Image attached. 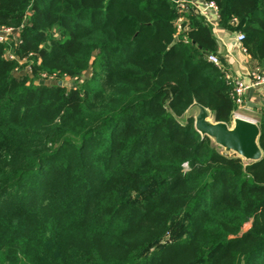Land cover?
<instances>
[{
	"label": "trees",
	"instance_id": "1",
	"mask_svg": "<svg viewBox=\"0 0 264 264\" xmlns=\"http://www.w3.org/2000/svg\"><path fill=\"white\" fill-rule=\"evenodd\" d=\"M178 1L0 0L19 28L0 44V264H264V156L226 159L175 118L237 111L213 26ZM204 1L262 67L264 0Z\"/></svg>",
	"mask_w": 264,
	"mask_h": 264
},
{
	"label": "water",
	"instance_id": "2",
	"mask_svg": "<svg viewBox=\"0 0 264 264\" xmlns=\"http://www.w3.org/2000/svg\"><path fill=\"white\" fill-rule=\"evenodd\" d=\"M175 118L182 126L193 119L196 132L202 139L207 137L211 148L216 149L226 159H239L246 164L263 159L264 154L259 143L261 128L257 121L234 114L230 123L219 122L210 109L197 102L190 105L180 117Z\"/></svg>",
	"mask_w": 264,
	"mask_h": 264
},
{
	"label": "crops",
	"instance_id": "3",
	"mask_svg": "<svg viewBox=\"0 0 264 264\" xmlns=\"http://www.w3.org/2000/svg\"><path fill=\"white\" fill-rule=\"evenodd\" d=\"M201 4L202 2L197 3ZM214 32L219 43L218 53L223 70L232 78L252 85V73L257 68L264 69V65L259 67L250 59L249 54L244 52L242 43L237 41V33L222 28L220 22ZM244 101V106L237 107L236 113L259 123V119L264 115V85L251 88L244 96Z\"/></svg>",
	"mask_w": 264,
	"mask_h": 264
},
{
	"label": "built area",
	"instance_id": "4",
	"mask_svg": "<svg viewBox=\"0 0 264 264\" xmlns=\"http://www.w3.org/2000/svg\"><path fill=\"white\" fill-rule=\"evenodd\" d=\"M196 1H188V0H180L178 1V5L181 10L187 9V5L191 4L194 5L199 13L205 18V20L213 26V28L218 26V23L220 22V14H219V8L218 5L215 2H202L201 5H197ZM184 18L181 16L178 18V28L181 29L182 23ZM14 29L9 27H0V44H5L8 39L12 38ZM245 39L243 34L238 33L237 35V41L239 43H242ZM244 52L247 53V51L244 49ZM207 60L214 64L215 66L221 68V61L220 58L215 54H208ZM253 84L247 85L243 81L239 79L232 78L230 75L226 73V79L230 81L234 85V101L237 105V107H242L245 104L244 96L246 93L253 87L264 85V69L257 68L253 73ZM238 114V113H234Z\"/></svg>",
	"mask_w": 264,
	"mask_h": 264
},
{
	"label": "rangeland",
	"instance_id": "5",
	"mask_svg": "<svg viewBox=\"0 0 264 264\" xmlns=\"http://www.w3.org/2000/svg\"><path fill=\"white\" fill-rule=\"evenodd\" d=\"M1 27H9V26H1ZM9 28L14 29V31H13L14 34H13L12 38L8 39V41L6 43L12 41L13 38H17V35L19 32V28H15V27H9ZM32 56H33V54H30V56L28 58L18 59L11 51H9L7 53V57H8L9 61L19 62V63H17L16 69L14 71L15 77H18V78L32 77V72H33L32 71V59H31ZM91 76H92V73L90 71H88L86 73L85 77H86V79H90ZM44 79L46 81V84L49 86L56 84L58 81L54 75H52V76H47V75L45 76L44 75ZM78 83L79 84L81 83L80 79L71 80V78L66 77V85L68 86L69 89L77 87ZM185 167H187V164H185ZM167 239H169V237Z\"/></svg>",
	"mask_w": 264,
	"mask_h": 264
}]
</instances>
